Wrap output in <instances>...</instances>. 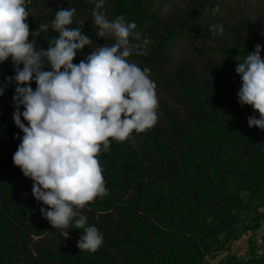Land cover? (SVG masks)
I'll use <instances>...</instances> for the list:
<instances>
[{"label":"trees","instance_id":"16d2710c","mask_svg":"<svg viewBox=\"0 0 264 264\" xmlns=\"http://www.w3.org/2000/svg\"><path fill=\"white\" fill-rule=\"evenodd\" d=\"M94 3L66 2L67 8L76 9L72 27H83V34L92 39L90 50L78 52L73 63L85 60L100 45L114 43L94 32ZM209 4L213 0H191L177 17L171 13L159 17L151 0H105L106 16L114 20L123 15L136 23L142 38L152 41L143 55L129 57L142 69L161 67L178 38L206 42L215 35L212 24H222V34L232 43L200 49L207 56L202 77L192 63L167 74L166 83L177 89L188 110L186 124L165 108L158 109L172 135L160 132L156 124L139 134L141 144L113 141L110 150L100 154L108 194L80 210L88 218L87 226H96L104 236L96 252L80 251L77 244L65 249L60 239L57 251L30 245L33 236L53 228L40 213L46 206L32 195L33 181L13 164L21 142L16 135L22 138L23 132L14 123L13 110L0 102V264H206L207 256L219 251L228 256L217 264H264V233L259 246L249 238L247 258L230 251L244 232H254L264 223V130L248 126V117L259 114L238 102L241 78L235 72L236 58L243 62L257 44L264 58V30L250 20H241L237 27L209 20L201 27L198 20ZM81 15L90 22L82 25L77 19ZM54 17L55 13L27 19L29 40L38 48L47 49L57 35L41 26ZM14 75L11 58L0 64V82ZM31 86L35 90L34 81ZM14 92L15 84H8L0 99L13 103ZM66 230L79 236L83 232L74 224ZM53 233L61 237L58 230Z\"/></svg>","mask_w":264,"mask_h":264},{"label":"clouds","instance_id":"9594fccd","mask_svg":"<svg viewBox=\"0 0 264 264\" xmlns=\"http://www.w3.org/2000/svg\"><path fill=\"white\" fill-rule=\"evenodd\" d=\"M104 6L105 0H95L92 22L99 38L114 43L100 45L85 60L73 63L77 53L92 44L83 27H72L75 8L55 12L50 28L57 35L44 49L29 40L26 0H0V64L11 58L15 72L0 82V96L8 84H15L13 120L23 132L22 138L16 135L21 142L13 164L33 181V197L46 206L40 208L42 217L53 229L72 224L83 229L77 247L87 252H96L104 243L103 234L87 226L88 218L80 211L108 194L100 154L107 153L113 141L124 142L152 129L160 115L150 69L129 60L134 53L143 55L152 41H141L136 23L123 15L109 20ZM216 11L219 6L213 15ZM211 30L222 34L224 28L217 23ZM261 51L257 44L243 62L236 58L235 72L241 78L238 102L259 114L248 117V126L264 130Z\"/></svg>","mask_w":264,"mask_h":264},{"label":"rangeland","instance_id":"374dc122","mask_svg":"<svg viewBox=\"0 0 264 264\" xmlns=\"http://www.w3.org/2000/svg\"><path fill=\"white\" fill-rule=\"evenodd\" d=\"M191 0H151L152 7L156 10V15L159 17H164L169 13L175 14V17L178 16V13L183 11ZM67 0H26L27 10L30 13V17H36L39 14L53 15L56 11L61 8H67ZM219 6V11L215 12L213 15V10ZM109 20L111 18L107 16ZM76 19V18H75ZM79 19L82 25L88 24L90 22L87 15H81ZM174 19V16H173ZM53 19H50L42 23L44 25H51ZM209 20H219L222 23H228L231 27H237L241 20H250L252 23H258L264 30V0H213V4L206 6L205 12L202 17L198 20V25L203 27L208 23ZM93 17H91V24L94 32H97L95 25L93 24ZM143 40L141 36V41ZM139 41L133 40V43ZM232 43V38L226 34H215L204 42L203 40L190 39L189 37L178 38V40L172 45L171 50L166 58V61L161 67L150 70V79H152L156 85V93L159 100V109H166L171 115H174L179 123L186 124L188 118V110L182 105L179 100V92L177 89L166 83L167 74L173 72L177 67L185 64L192 63L195 69V72L202 77L203 74V63L207 60V56L204 55L201 50L204 52L210 48L211 45L220 44L228 45ZM41 48H44L42 46ZM90 46H86V50H90ZM147 46L144 49V52H147ZM131 62L139 64L138 60L129 58ZM222 62V61H221ZM218 62V64H221ZM221 68V72L225 73L226 69ZM0 102L8 105V107L15 111L13 103H9L6 100L0 99ZM21 111L23 107L21 106ZM27 123V122H26ZM157 126L160 132H167L169 135H172L168 122L164 119H159ZM130 144L136 146L141 144L143 139L139 134L134 133L133 136L128 140ZM153 157L156 159V155L152 153ZM158 162V157L156 159ZM130 193V192H129ZM98 216V214L96 215ZM114 217V214L113 216ZM245 219V226L249 224L248 220ZM53 230H58L61 234L59 238L53 233ZM68 233V235H67ZM264 233V223H261V227L256 231L247 230L244 232L241 237L232 244L231 253L236 254L240 258H247L249 252V238L254 239L255 245L259 246L261 244V237ZM80 236L67 232L66 229H52L47 231L42 236H33L30 242V245H40L47 246L52 251H57L59 247L58 239L65 249L71 248L74 244H77ZM35 254V253H34ZM214 255V257H211ZM228 256L227 251H219L217 253L213 252L206 258V264H217L221 258ZM42 264H48L47 262H42Z\"/></svg>","mask_w":264,"mask_h":264}]
</instances>
